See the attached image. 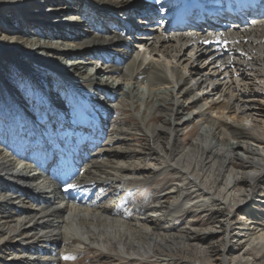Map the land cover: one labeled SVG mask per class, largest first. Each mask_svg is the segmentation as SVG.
I'll list each match as a JSON object with an SVG mask.
<instances>
[{
    "label": "bare ground",
    "instance_id": "6f19581e",
    "mask_svg": "<svg viewBox=\"0 0 264 264\" xmlns=\"http://www.w3.org/2000/svg\"><path fill=\"white\" fill-rule=\"evenodd\" d=\"M45 1L0 0L10 7L45 10L38 12L43 14L37 18L40 22L42 18L58 19L46 27L63 42L58 47L28 38L32 48L22 52L23 61L10 57L8 63L30 82L28 113L39 130L36 134L48 147V177L40 170H34L40 174L36 177L26 170L20 172L23 163H16L0 149V264H61L66 255L89 252L103 257L90 264H102V260L106 264H114L113 260L190 264L194 258L198 264H264V227L251 217V210L264 213V127L260 124L264 120V14L256 23L227 30L217 21L221 12L216 8L221 0H203L210 5L208 21L217 27L209 26L212 34L194 20L193 26L164 33L158 26L151 27L160 19L154 18L183 7L187 0H73L77 9L82 8L77 11L81 17L76 8H68L64 2L61 11L55 9L50 15L51 6L45 9ZM128 5L145 14L144 22L149 24L142 25V30L152 40L139 42L142 50L132 45L133 33L126 34L141 29L122 24L114 15L123 17L121 10L126 11ZM107 17L123 29L115 31L116 25H109ZM26 19L36 23V17L34 21ZM236 23L240 22H231ZM79 27H85L83 34ZM6 40L18 42L16 37L3 35L0 67L13 49H5ZM69 48L72 52L83 50L81 59H76L78 54ZM39 51L53 63L67 55L73 57L69 61L77 67L69 73L59 71L69 97L53 99L40 90L37 77L27 75L33 72ZM84 62L89 68H82L89 72L79 68ZM99 76L108 82L100 81ZM81 82L86 83L84 88L78 87ZM119 82H123L127 95L116 102L118 99L108 97L107 92H118ZM10 91L16 99L18 94ZM205 92L212 95L204 97ZM140 97L145 110L136 115V122L122 121L121 127L115 128L112 121L113 129L108 131L113 106L131 109ZM185 113L193 114V121L202 130L195 138L196 145L189 146L181 139L182 128L190 121L184 119ZM158 118L162 123L156 124ZM59 134L67 139L70 151L59 149ZM136 136L143 137L146 148H132ZM80 138L85 139L71 143ZM86 139L106 144L95 148L86 144ZM117 142L122 143L116 146ZM73 154L89 159L82 165L73 163ZM151 156H158L161 165L148 164ZM137 157L142 162L136 163ZM74 167L78 168L75 174ZM151 168L159 175L145 174ZM172 171L178 181L170 192L154 196L155 204L128 205L127 196L114 205L98 200L81 202L76 197L77 205L64 209L61 194L59 199L55 197L61 189L70 199L66 193L69 182L70 188L97 181L114 187L137 180L146 184ZM66 174L74 177L67 178ZM173 193L176 197L169 200L167 196ZM23 198L30 199L36 209L23 204ZM5 202L9 203L8 210ZM216 211L224 213L219 220ZM205 213L217 220L214 223L218 226L195 229L199 214ZM183 216H191V222L176 231ZM198 236L200 241L195 244ZM17 239L37 245L21 249L14 246ZM232 239L247 246L244 253L235 254L238 245ZM73 240L77 243L72 244Z\"/></svg>",
    "mask_w": 264,
    "mask_h": 264
},
{
    "label": "rangeland",
    "instance_id": "374dc122",
    "mask_svg": "<svg viewBox=\"0 0 264 264\" xmlns=\"http://www.w3.org/2000/svg\"><path fill=\"white\" fill-rule=\"evenodd\" d=\"M63 2L67 3L69 5L68 8H76V10H75L76 14H78L77 11L79 12L82 9L80 6L77 9L78 4L75 5L74 4L75 1H73V0H46L45 4H44V6H45L44 8L48 10L49 6H51L52 13L50 15H52L56 12L61 11V9H59V8L65 7ZM24 7L25 6H23V8L22 7L17 8L16 6L10 7V6L0 4V41H1V38L3 37V35H5V34L9 35L10 37L11 36L16 37L18 40V42H16V43L11 41V40L5 41V43H4L6 45L5 49H9V48H13V49L10 51V54H7L6 57H4L5 63L2 64L0 67V87H1L0 88V118L2 119L3 122L6 123V128H10L11 126L16 127L17 126V122H16L17 117H19L20 120L23 122L32 121V123H33V121H34L31 119L32 117H30V114L28 113L29 110H28V105H27V102L29 101L30 90H31L29 80L23 75L22 71L15 66H13V68L19 72V75L17 73L13 79L6 77V76H10V72H6V71H9L11 68V66L8 64L10 61V57H13L15 59L19 58L21 61H23L24 58H23L22 52H25L26 50H31V48H32V45L27 43L28 38L29 39H31V38L35 39L36 41L39 40L41 43L44 42V44L47 43L46 45L52 44V45H55L58 47L59 46L62 47V43H63L62 41H60L59 39L55 38L52 35L53 34L52 28L46 27L47 24L58 23L57 22V21H59L58 19L49 20L47 18H42L43 21L40 22L39 19L37 18V16H41L43 13L38 14V12L45 11V10L36 9V10L32 11L29 8L25 9ZM140 8H143V7H140ZM55 9H58V10L55 12L54 11ZM26 16L28 18H31L32 21H34V19L36 17V23H35L36 25L33 23H30L29 20L26 19ZM29 16H31V17H29ZM77 16L81 17L83 15L80 12V14H78ZM154 19H156V17ZM79 30H81L80 32L83 34V31L86 29H85V27H83V28L79 27ZM138 43L139 42L134 43L132 45H134V47H136V48L139 47V48L143 49V47H140L142 45L140 43L139 44ZM69 50H71V48H69ZM72 51H74V50H71V53L78 54L76 59H81V57H82L81 55H83V50L76 51V52H72ZM145 51H146V49H145ZM42 52L43 51H39L38 52L39 54L35 57V60L33 61L34 62V65L32 66L33 72H30V74H27V75H29L33 79H34V77L35 78L37 77L38 80L40 81V85H41L40 90H42L43 93H46L49 96H51L53 99L56 98V100H57L59 98L64 99L66 97H69V90L66 87L65 82L63 81V76L58 75V73H60L59 72L60 70L63 72L69 73V72H71V70H74V68L77 67V65L73 64V61H69V60H73L72 59L73 57L67 55L66 56L67 58H63L61 61L56 60L59 62L53 63L52 62L53 59L52 58L45 59L46 54L44 52L43 53ZM66 53L68 54V52H66ZM36 54H37V52H36ZM46 64H48V65H46ZM88 66H89V63L84 62V64L79 66V68H81L83 70V72H85V71L89 72L90 69H87V68L83 69L82 68V67H88ZM3 76H4L7 83L12 82L13 86L10 89L14 90L16 92V94H18L17 95L18 97H16V99H15V97H13L11 95V93L13 91H9V93L11 92L10 95H9V93H7V94H5V96L4 95L2 96V90L5 91V93L7 92L6 91L7 87L5 88V86H3V85L1 86V83L4 81L2 78ZM58 76L61 78H59ZM98 78L102 82H108L105 79L106 77H104V76H99ZM49 83H51L50 86H49ZM77 85H78V87L84 88V86H86V83L81 82V83H77ZM28 86H29V89H28ZM119 86H120V88L118 89V92H116V93L107 92L108 97L113 98V99H116V98L118 99L116 102L120 101L122 98L125 97V95H127V89L123 88V82H119ZM53 87H54V89H53ZM78 89H80V88H78ZM137 89H139L138 90L139 93H142V87L141 86L140 87L138 86ZM18 90H20V92ZM50 91L53 93V95L51 94ZM210 95H212V93H209V92L204 93V97H209ZM4 97H6V99L8 100L9 105H6ZM19 97L22 98V101L25 102L24 107H22L21 104H23V102L19 100ZM140 98H138L139 103L135 101L134 105L132 104L133 108L131 107V109H128V107H126V106L123 107L122 109L120 106H113V108L111 107L112 109L111 108L110 109L112 111V113H111L112 115L108 121L109 123H108L107 130L110 131L113 129L112 124H110L112 121L114 122L113 125L115 126V128H120L122 121H125L126 123L128 122V123L134 124L133 122H136L135 120H137L136 115L137 114L142 115V113L145 110V107H143L144 106L143 103L145 101H144L143 97H140ZM217 99H218V97H215V101ZM12 100L16 101V103H19V105L15 106V104L12 103ZM128 105L131 106L130 103ZM262 108H264V107H262ZM256 110L259 111L258 108ZM155 115H158V113H155ZM131 116H133V117H131ZM231 116H233V115H231ZM13 117H15V118H13ZM183 117L185 120H187V121L190 120V121L188 123L187 128H186V126L182 128L184 130L182 132L183 135L181 136V139H184V141L187 140L186 144H188L189 146H192L195 142V138H197V134L201 133L202 130L199 128V124L197 123V121H193V114L185 113V115H183ZM38 119H41V118H38ZM160 121H161V119L158 118V120H156V122H157L156 124L162 123V121L161 122ZM262 122H264V120H262ZM262 122L260 124H262L263 125L262 127H264V124ZM26 130L29 131V129H26ZM190 130L194 131V132L192 131L193 134L191 137L188 136V133ZM17 135H20V133H18ZM37 138H39V135H37ZM81 139L84 141L85 138L73 140L71 143L72 144L74 143L76 145ZM58 141L59 142L57 144H58L59 149H61V152L63 150H66V151L71 150V148L67 144V139L62 138L60 134H59V140ZM85 141H86V144L88 142L90 144L89 146H95V148L99 145L103 146L104 144H106V143L95 144L96 141H95V143H92L90 140H87V139ZM133 141L134 142H132V148H135V149H140L142 147L146 148L145 147L146 142L144 141L143 137L141 138L139 136H136L135 140L133 139ZM118 143H122V142H117L116 146H119ZM194 145H196V144H194ZM0 149H2V148H0ZM8 155L10 156L9 153H8ZM72 156H74V158L72 160L73 163L80 162L81 165L84 163V161L89 159L88 156H82L81 157L79 154L78 155L73 154ZM157 157L158 156H151L150 159L148 160V164L152 165V164H157L158 162L160 163V161L157 160ZM11 159H13V158H11ZM69 159H70V156H69ZM139 160H140V157H137L134 161L136 163L142 162V160L140 162H138ZM160 165H161V163H160ZM23 166H26L25 167L26 169L25 168L22 170L18 169L20 172H22V171L26 172L27 171L31 177L40 176V174H38V173L37 174L33 173L34 170H32L29 165L23 164ZM72 170H74V174H75V172L78 170V168L74 167V169H72ZM159 173L160 172H158V170L151 168L150 171L149 172L147 171V173H145V174H148L149 177H151L154 175L158 176ZM175 173L176 172L172 171L171 173L165 174V175L161 176L160 178L157 177L156 179H154V180H152L146 184L141 182V180H137V181H128V182L122 183L118 186L115 185V187L113 185L112 186L111 185L106 186L105 184L102 185V183H100L102 181H100V182L97 181V182H94L95 184L94 183H85V185L81 184V185L76 186L75 188H70L69 185L71 184V182H69L66 193L70 195V197H69L70 199H68V203H66L67 206L65 205L64 209L67 208L68 206L70 208L75 207V205H77L75 202L76 197H78V199L80 198V201L82 199L83 202L86 199L90 200V201H97L98 200L99 202L106 203L108 205H110V204L114 205L116 200H119V201L124 200L123 199L124 197H125V199L128 197V199H129L128 205H131V204L132 205L133 204L138 205L140 203L155 204L156 198H154V196L156 197V196H160L164 193L170 192V190L172 189V185H174L176 183V180L178 181V179L175 177L176 176ZM74 174H66V176H67V178L70 176L74 177ZM102 179L105 180V177H103ZM55 181H56V179H55ZM157 185H159V186H157ZM156 186H157V188H156ZM24 188L26 190L31 191L32 193L36 194L31 189H29L28 186H25ZM118 191H120V192L118 193ZM58 195L60 196V194H58L56 192L55 197L58 198L57 197ZM18 196H20V195H18ZM83 196H84V198H83ZM173 197H176V194L173 193V194H169V196H167V198L169 200H172ZM23 199L24 200L21 201L23 204H26L27 207H30L33 210L36 209L35 205L29 201L30 199H28V200H26L25 198H23ZM90 201H89V203H90ZM54 203H56V205H58V201H54ZM4 207H6V209L8 210L9 209V203L5 202ZM58 207H59V205H58ZM208 214L209 213L199 214L200 215L198 217L199 223L194 226V228L196 227L195 229L200 230V228H203L201 230H205L211 226L212 227L218 226L214 222L215 221L217 222V220H219L220 217H222V214H224V213H223V211H216L217 220H215V219L211 220V217ZM243 216L244 215H242V217ZM251 217L253 218L254 221L256 220L259 224H262L261 226L264 227V213L260 212L258 209L257 210H251ZM189 222H191V216H183L182 218H180L176 231L184 230L185 228H187V225H189ZM218 235H220V234H218ZM215 237H218V236H215ZM200 238H201V236H198L196 241L194 240L195 244L199 243ZM216 241L217 240H214L213 242H216ZM232 241L234 242V244L238 245L235 254L244 253L247 246L245 244H242V243L239 245V243H237L238 242L237 239H232ZM23 243H24L23 239H22V241L20 239H17L14 242V246L18 247V248L20 247L22 249ZM73 243L76 244L77 243L76 240H73L72 244ZM36 245L37 244H32V242H30V243H27L26 247L27 246L35 247ZM0 256H1V254H0ZM74 256H75V258H74ZM102 258L103 257H101L99 255H94L93 252L86 253L84 256L66 255L63 258V261L61 262V264H90V263H93L96 259L100 260ZM178 260H180V259H178ZM258 260H259L258 262L263 261L261 259H258ZM124 262L125 261H121V260L111 261V263H114V264H157V263H153V262H143L142 263L140 261L136 262V263L127 262V261L125 263ZM197 262H198L197 259L194 258L193 260H190L189 263L190 264H198ZM101 263L106 264L104 262V260H102Z\"/></svg>",
    "mask_w": 264,
    "mask_h": 264
}]
</instances>
